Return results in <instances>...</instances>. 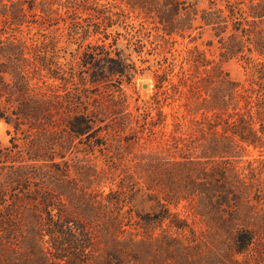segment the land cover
I'll return each instance as SVG.
<instances>
[{"label":"trees","instance_id":"trees-1","mask_svg":"<svg viewBox=\"0 0 264 264\" xmlns=\"http://www.w3.org/2000/svg\"><path fill=\"white\" fill-rule=\"evenodd\" d=\"M204 31L219 60L195 45L176 63L168 42ZM122 34L161 55L135 111ZM61 35L98 36L62 62ZM162 94L186 122L164 129ZM0 118V264H264V0H0Z\"/></svg>","mask_w":264,"mask_h":264},{"label":"rangeland","instance_id":"rangeland-1","mask_svg":"<svg viewBox=\"0 0 264 264\" xmlns=\"http://www.w3.org/2000/svg\"><path fill=\"white\" fill-rule=\"evenodd\" d=\"M101 2H105L108 0H99ZM200 5H204V3L200 2ZM136 23L137 20H134ZM35 29L32 30V32ZM120 32H124V29L121 27L118 28ZM59 32H56V35L59 37ZM196 34V33H195ZM100 35V34H99ZM98 35H92L90 36L87 40H85L82 43V46L79 47L77 43H72V42H67L65 35H61V38L59 40L58 45L60 47H65L66 51L61 52V55H63L60 60L62 62L66 61H75L77 59V56L81 52L82 48L86 44V42L91 41L94 42L95 39L97 38ZM209 37V34L207 31H204L202 33V36L195 39L191 40L189 37H181V36H174L173 42H168V47L171 49V52L173 53V56H175V62L179 63L182 55L185 53V50L189 47L193 46H198V48L203 49L209 58H214L216 61L219 60V55H218V49H217V43L216 41L214 42V45L208 46L206 45L205 41ZM111 38H108L106 41H110ZM127 44V38L125 36L119 35L117 38L116 46L123 49V53H130V58L132 61L135 63L136 67L138 70L136 73L133 75L131 82L126 83L123 82L122 88L125 91L127 95V102H128V109L135 111L136 106H141V107H146L150 105L151 103V96L155 92L154 88V83L156 81L155 75L153 70L157 67L156 60L161 58V55L155 53L148 54L147 53V48H150V44H146V48L140 53L137 54L135 51L132 50L131 47H126ZM166 55H170L169 52H166ZM144 59H147V61H143ZM150 66L149 69H147V66ZM221 66L223 69L228 71L230 75L239 80L243 86L249 87L250 85L256 86L252 82V67L251 63H248L245 61V59H239V58H232L229 60H225L221 62ZM141 68H143L141 70ZM177 66L175 67V70H177ZM172 80L175 82L177 80V77H173ZM151 83V87L150 84ZM167 84V82L165 83ZM168 96L166 94L161 95V107L162 110L167 114L166 116V124L164 129L170 130L173 127V121L176 120V117H179L181 121L186 122L188 117L183 118V113L184 111V97H179L175 95L174 97H168L167 99L163 100V97ZM152 113H155V109L151 110ZM199 116V115H196ZM1 119V118H0ZM4 120V119H3ZM5 121V120H4ZM6 124H8L5 121ZM10 126L9 129L5 130V137H10L12 133V126ZM11 131L10 133L8 131ZM9 140V139H8ZM0 140L1 143L3 144H8ZM258 155V150L253 149L249 147L246 151V153L242 156L240 164H244L247 159H251L253 157H256ZM97 162L99 164H102V160L98 159ZM105 189H107V186H105ZM135 206L137 209H147V205L141 203L140 201H135ZM177 210L180 212L181 215H186L188 213V210L184 208L182 205H179Z\"/></svg>","mask_w":264,"mask_h":264},{"label":"clouds","instance_id":"clouds-1","mask_svg":"<svg viewBox=\"0 0 264 264\" xmlns=\"http://www.w3.org/2000/svg\"><path fill=\"white\" fill-rule=\"evenodd\" d=\"M150 87H151V83L149 82ZM10 126L8 124L5 123V121L3 119H0V140H2L3 142L7 143V140L10 139V137H5L4 133L6 129H9Z\"/></svg>","mask_w":264,"mask_h":264}]
</instances>
